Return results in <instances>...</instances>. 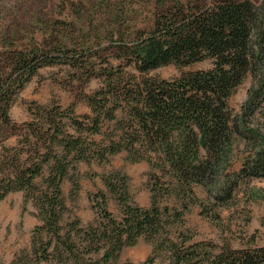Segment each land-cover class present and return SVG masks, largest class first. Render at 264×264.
I'll return each mask as SVG.
<instances>
[{"label":"trees","instance_id":"trees-1","mask_svg":"<svg viewBox=\"0 0 264 264\" xmlns=\"http://www.w3.org/2000/svg\"><path fill=\"white\" fill-rule=\"evenodd\" d=\"M72 6L77 8L76 3ZM98 6L105 15H99L97 25L76 32L79 53L68 24L58 22L42 44L50 41L48 53L45 47L20 53L11 65L26 80L40 67L60 64L77 72L90 69L87 78L101 81L97 90L84 95L90 113L81 120L72 117V108L37 106L32 111L37 119L22 129L0 130L23 144L20 151L11 148L14 153L0 159V201L23 192L42 222L33 233L30 262L57 258L58 264H119L121 252L143 238L152 246V258L163 257L169 264H264V246L233 249L227 243H190L183 233L173 236L188 206L198 204L202 216L219 222L213 210L227 206L236 188L264 180V0L154 3L151 29L135 34L129 32L130 25L123 26L124 3L102 0ZM95 40L96 47H91ZM104 40L109 41L102 47ZM103 51L118 65L105 59V66H94ZM206 60L211 68L174 80L148 77L162 67L186 68ZM126 67L134 72H126ZM250 75L256 83L240 112L232 115L228 99ZM7 105L0 110L5 129ZM119 153L159 172V177L149 178L150 207L132 201L126 175L110 172L101 181L120 208L119 217H113L102 200L93 223L82 230L75 223L62 231L59 221L66 207L61 185L70 168L80 161L106 163ZM234 158L240 167L230 176L226 171ZM196 187L217 205H204ZM98 196L105 199L103 193ZM177 202L183 206L180 211ZM43 235L48 236L46 242Z\"/></svg>","mask_w":264,"mask_h":264},{"label":"rangeland","instance_id":"rangeland-1","mask_svg":"<svg viewBox=\"0 0 264 264\" xmlns=\"http://www.w3.org/2000/svg\"><path fill=\"white\" fill-rule=\"evenodd\" d=\"M101 1L91 0V3H88L84 0H0V89L5 90L4 94L0 90V110L8 104L9 119L8 129L2 127L3 122L0 119V130L11 131L14 126L19 130L22 129V126L31 119H37V115L32 112L37 106L52 110L60 109V111L72 108V117L80 120L82 116L90 113L83 97L91 94L101 85L99 78L95 76L87 78L90 69L77 72L65 65L54 64L38 68L36 73L26 80L27 78H21L20 70H16L11 65L20 53H32L44 50V47L48 53L50 41H46L43 46L42 44L47 33L52 31V24L58 22L68 24L72 41H77L75 45L79 53L81 46L78 45L79 40L76 35L81 27L83 29L97 25L99 15L104 14L98 6ZM164 1L166 0H112L117 6L124 3L126 7L124 14L127 16L124 15L123 26L125 25L126 29V25H130L129 32L133 34L137 30L151 29L155 12L154 3ZM202 1L204 4H213L240 0ZM250 1L259 4L261 0ZM72 3H76L77 8L72 6ZM77 14L82 18L81 21L76 17ZM108 41L104 40L102 47L107 46ZM96 45V40L90 44L91 47ZM52 47L51 51H53ZM105 59L113 66L118 65L115 58L103 51L100 61H96L94 66H105L106 62H103ZM211 65L210 60L186 68L170 65L152 71L148 77L174 80L183 73L206 70L211 68ZM124 69L126 72H134L129 67ZM255 83L256 80L251 75L248 76L230 96L228 108L232 115L240 112L248 98L249 89ZM63 122L66 123L67 120L64 119ZM68 131L74 133L72 127H68ZM22 145V139L17 140L10 132L6 137L0 134V159L12 155L14 151H11V148H16V152L20 151ZM238 145V149H241L243 143ZM27 150L28 147L25 148V151ZM239 167V162L234 158L226 173L232 176L234 172H238ZM114 171H119L128 178V191L132 201L141 208L150 207L149 178L154 174L159 177L160 174L147 162L132 163L126 153L109 156L106 163L80 161L70 168L67 178L61 185L66 207L59 221L62 231L67 232L75 223L77 230H82L93 223L97 219L96 210L98 204L102 205V200H106L107 210L113 217H119L120 208L101 181L103 175ZM100 193L105 195V199L98 196ZM195 194L208 208L217 205L214 200H207V193L201 187L195 188ZM233 195L227 206H218L213 210L218 214L219 222H213L202 216V209L198 204L188 206L187 212L185 211L182 217V223L174 226L173 236L183 233L190 243L210 241L219 247L227 243L233 249L264 246V180L255 179L247 184L245 182L236 188ZM176 205L179 211L183 207L180 202ZM41 225L37 211L30 201L24 200L23 192L8 194L0 201V264H32L30 257L33 233L36 227ZM71 237H74V231H71ZM42 238L43 242H46L48 236L43 235ZM78 242L79 240L75 239V243ZM78 249L80 251L78 253L82 255V246ZM25 256H28V259ZM152 257V246L143 238H139L134 246L125 248L121 252L118 262L119 264H169L163 257L154 259ZM56 261L57 258H54L50 262L40 264H58Z\"/></svg>","mask_w":264,"mask_h":264}]
</instances>
